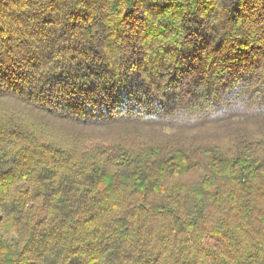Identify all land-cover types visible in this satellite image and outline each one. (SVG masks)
<instances>
[{"label": "trees", "instance_id": "obj_1", "mask_svg": "<svg viewBox=\"0 0 264 264\" xmlns=\"http://www.w3.org/2000/svg\"><path fill=\"white\" fill-rule=\"evenodd\" d=\"M4 101L0 264H264V0H0Z\"/></svg>", "mask_w": 264, "mask_h": 264}, {"label": "rangeland", "instance_id": "obj_2", "mask_svg": "<svg viewBox=\"0 0 264 264\" xmlns=\"http://www.w3.org/2000/svg\"><path fill=\"white\" fill-rule=\"evenodd\" d=\"M0 107L3 109V112L5 111H10L7 113H11L13 115H20L21 113L24 114V119L27 122H32L35 114L30 111V110H25L26 108L24 106L14 103H10L8 101H4V104H2V102H0ZM228 124H220V125H215L217 127H209V128H203L200 132L203 133L204 136H209V137H219V138H225L228 139L230 137L228 131H225L224 129H226L225 127H220V126H226ZM248 126H242V128H247ZM250 129H253V127H249ZM44 131V135L47 138H50L52 140H55L57 142H63L66 139L67 133H68V129H70L71 131H75V132H79V130L77 129H73L72 127H70L69 125H63L62 123H54V124H48L45 128ZM229 129V128H228ZM115 130H124V128H120L118 127V129H113L110 132H104L103 134L105 135H99L102 138H108V137H112L113 135H115ZM127 131V130H125ZM142 133L144 135H150L152 134L151 132H153L157 137L162 138L163 136H160L156 131H151V132H147L144 130H141ZM149 133V134H148ZM88 136H98V135H92L89 134ZM199 138V135H196Z\"/></svg>", "mask_w": 264, "mask_h": 264}]
</instances>
